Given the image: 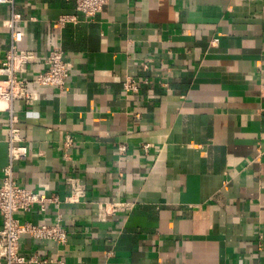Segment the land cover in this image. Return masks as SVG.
<instances>
[{
  "label": "crops",
  "instance_id": "obj_1",
  "mask_svg": "<svg viewBox=\"0 0 264 264\" xmlns=\"http://www.w3.org/2000/svg\"><path fill=\"white\" fill-rule=\"evenodd\" d=\"M13 11L19 47L59 44L71 68L63 90L34 81L43 63L25 73L39 97L14 103L29 149L17 178L61 198L67 176L88 188L83 202L20 214L61 215L69 230L66 245L24 236L22 250L65 264H264V0H109L93 19L75 0L0 3V56ZM62 14L79 21L53 27ZM127 76L148 82L127 92ZM116 199L135 207L99 220V203Z\"/></svg>",
  "mask_w": 264,
  "mask_h": 264
},
{
  "label": "built area",
  "instance_id": "obj_2",
  "mask_svg": "<svg viewBox=\"0 0 264 264\" xmlns=\"http://www.w3.org/2000/svg\"><path fill=\"white\" fill-rule=\"evenodd\" d=\"M108 2L109 0H75V7L86 18L93 19ZM0 3L13 5L15 0H0ZM21 19L22 15L13 11L11 17L3 21L10 30V43L4 55L0 56V100L6 103L5 109L9 114V133L8 159L2 169L3 181L0 185V264H65L61 259L44 257L37 252L27 254L22 250L24 236L52 240L60 246L66 245L69 230L63 223L61 215L50 223L44 218L37 222L22 220L19 215L34 209L41 214H46L53 205L83 202L88 195L87 184L78 176H67L65 182L70 190L64 198H61L57 193L48 194L20 183L17 178V160L27 155L29 149L21 134L20 116L14 103L21 101L24 105L31 106L39 97L38 92L31 88V82L25 76L29 66L43 63L44 66L35 71L34 81L60 90L67 87L71 68L66 60L65 50L59 44H53L45 55H39L33 49L19 47V42L24 37V31L17 25ZM77 21H79L77 14H62L53 21L52 26L62 28L68 23ZM146 82L148 79L145 77L127 76L123 87L127 92H138L141 85ZM73 142L74 138L68 135L64 146L68 148L73 145ZM150 146L148 142L143 144L147 151ZM126 149L125 143L119 146L120 151ZM134 207L135 202L129 200L101 201L98 205L97 217L101 221H106L109 216L117 213L129 214Z\"/></svg>",
  "mask_w": 264,
  "mask_h": 264
}]
</instances>
